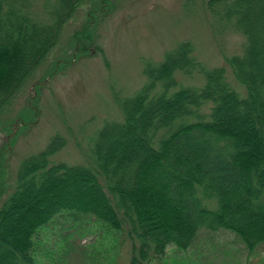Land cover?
I'll list each match as a JSON object with an SVG mask.
<instances>
[{"label": "trees", "instance_id": "1", "mask_svg": "<svg viewBox=\"0 0 264 264\" xmlns=\"http://www.w3.org/2000/svg\"><path fill=\"white\" fill-rule=\"evenodd\" d=\"M91 1L0 0V113ZM205 5L218 31L243 36L240 53L205 68L181 40L115 99L121 118L96 131L88 162L51 161L57 133L24 157L0 201V264H166L169 248L193 251L220 229L248 252L264 243V0ZM94 24L72 32L73 53L96 52ZM194 74L199 85L178 79ZM86 231L98 237L83 246Z\"/></svg>", "mask_w": 264, "mask_h": 264}, {"label": "rangeland", "instance_id": "2", "mask_svg": "<svg viewBox=\"0 0 264 264\" xmlns=\"http://www.w3.org/2000/svg\"><path fill=\"white\" fill-rule=\"evenodd\" d=\"M205 1L93 0L80 6L63 27L59 43L0 113V201L20 161L42 149L53 134L64 144L51 161L88 162L96 131L104 121L121 118L115 99L138 89L145 80L144 64L160 60L179 41L191 43L193 55L205 68L240 53L243 36L231 29L218 31ZM87 15L95 19L92 36L97 50L73 53L71 34ZM227 76L233 88L242 91L229 72ZM178 79L184 85L202 81L196 74ZM202 205L217 206L214 198L202 200ZM97 237L86 231L75 241L87 246ZM124 252L123 248L121 262ZM167 252L166 264H264V243L248 252L222 229L200 231L193 251ZM39 264H49V258L41 257Z\"/></svg>", "mask_w": 264, "mask_h": 264}]
</instances>
